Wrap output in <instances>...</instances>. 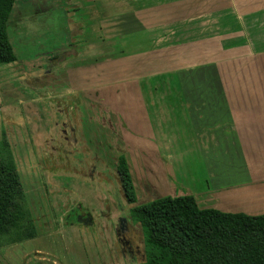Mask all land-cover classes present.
Wrapping results in <instances>:
<instances>
[{"label": "crops", "instance_id": "0c3cea01", "mask_svg": "<svg viewBox=\"0 0 264 264\" xmlns=\"http://www.w3.org/2000/svg\"><path fill=\"white\" fill-rule=\"evenodd\" d=\"M164 1L136 11L112 8L114 0H14L6 33L15 60L0 63V138L5 131L18 173L51 175L91 189L115 177L120 196L113 203L104 195L103 208L92 198L76 195L77 220L73 216L74 220L63 221L60 211L53 210L56 229L36 224L37 235L22 243L25 249L13 244L0 248L8 249L2 250L0 264H80L76 256L80 251L71 245L76 232L83 239L86 231L90 242L103 234L113 238L111 229L121 222L122 228L115 230L127 237L136 233L129 218L132 204L126 202L116 174V159L126 152L138 154L148 143L156 148L163 145L154 138L170 126L171 149L180 136L216 159L238 164L234 171L241 175L236 182L213 185L208 181L201 191L191 192L199 207L210 205L196 194L210 191L211 196L218 193L229 199L225 212L264 214V0L240 4L200 0L206 8L213 4L214 17L208 18V11L198 23H186V33L175 9L180 1ZM45 5H50V12L44 9V16L63 5L69 17V43L47 56L29 58L24 49L19 56L13 41L21 40L22 29L37 32L34 16ZM127 11L139 14L135 30L125 31L123 24L114 21L106 25L118 31L101 28L100 21L109 15ZM211 19L215 20L212 30L207 22ZM93 27L98 35L92 33ZM182 79L192 87L183 85ZM212 92L220 101L209 96ZM65 154L74 163L80 160L89 174L54 161H64ZM63 188L65 195H72L67 193L72 188ZM142 193L134 204L169 195L154 186ZM116 207L118 212H113ZM105 222L113 223L112 227ZM44 228L48 230L42 232ZM55 237L63 243L60 247ZM58 253L66 255L65 261Z\"/></svg>", "mask_w": 264, "mask_h": 264}, {"label": "rangeland", "instance_id": "374dc122", "mask_svg": "<svg viewBox=\"0 0 264 264\" xmlns=\"http://www.w3.org/2000/svg\"><path fill=\"white\" fill-rule=\"evenodd\" d=\"M61 1V0H60ZM164 0H114V3L111 2L109 6L116 9H122L126 8V10H138L139 7H156L157 5H160V2ZM180 1V3H176L175 9H179L178 17L180 19L178 20L179 24L183 25L181 26L183 28V32L186 33V23L194 20L198 23V20H202L203 16L209 11L208 18L214 17L213 12L210 11L212 5H210V8H206L207 4H203V1H197V0H177ZM221 1V0H219ZM233 1V0H232ZM241 0H234L235 3L240 4ZM165 2V1H164ZM162 3V2H161ZM106 7H109L108 4L104 3ZM113 5V6H112ZM166 5V4H165ZM50 5H45V7H41L40 12L34 16L33 25L37 29V32L33 34H28V31L25 29H22L21 34H23L21 40L17 44V41H13V46L15 48V51L20 56L21 49L25 50V55L29 58L33 57H39L42 55H48L51 52L62 50L61 46H64V42L69 43L68 40H70L69 37V30H68V21L69 17L68 15H65V12L61 9L59 6L56 9H50L51 13L44 16V9L47 8V12L49 11ZM53 8V7H51ZM109 10V8H107ZM203 14H200L199 16H196L198 11H204ZM195 11V12H192ZM127 11V14H111L109 15L110 18L107 20L100 21L101 28L103 30H107L108 28H112L109 30L111 32L118 31L117 29H114L116 26L106 25L107 22L114 21L117 23V26L123 24L126 27L125 31L128 30H135L138 28V24L140 18L138 17L139 14H133L134 11H131L132 13H129ZM151 13V12H150ZM154 15V14H153ZM145 16V15H144ZM169 16L170 14H166L164 17ZM41 17V18H40ZM40 19H42V23L40 24ZM214 21L211 19L210 21L207 20V22L210 23V30L214 29ZM180 27V28H181ZM93 34L98 35L97 30L92 28ZM104 33H108L104 31ZM18 35V33H17ZM19 39V38H18ZM26 43V46H22V43ZM183 45L186 44V41L183 40ZM181 45V44H180ZM68 46V45H67ZM183 80V79H182ZM187 79L183 80V85L186 84L187 87H192V84L189 82H186ZM196 81V80H195ZM194 81V82H195ZM206 85V84H205ZM195 87L197 85H194ZM210 97L218 99L220 101L219 95L215 92H212ZM113 118L114 115H112ZM145 126V125H141ZM171 126L169 128H166V130L163 131V136H156L157 138H154L155 143L162 140V144L160 143L156 147H153L151 144H147L146 147L140 152L132 154L131 156L128 155L126 152V163L128 166V170L130 172V176L132 179V185L134 187V191L136 194V201L137 197L142 198L143 193L148 191L149 189L157 190L160 194H169V195H182V194H190L192 191H201L203 185H207V182H211L213 185L220 184V182H223V185H229V183L236 182L240 178V175L237 171H234V168L238 166L237 163H232L229 165L225 161L221 159H216L213 157V153H204L200 148L199 150L197 148H194L191 146L190 142L185 141V138L179 136V141L172 144V149L170 148V142H171ZM180 134V133H179ZM181 135V134H180ZM187 139V138H186ZM168 140L167 144H164V141ZM188 140V139H187ZM153 142V140H151ZM145 139L143 140L142 144L144 145ZM164 146V148L162 147ZM54 160V158H53ZM219 160V162H217ZM55 162H59L61 166H65L69 169L79 170L83 174H89L85 167H82L80 165V160L77 163H74L73 161L65 158L64 161L60 162L59 159H55ZM81 173V174H82ZM230 173V174H228ZM28 174V173H27ZM19 174L21 178L22 186L25 190V196L27 200V204L31 213V216L36 218L37 224L42 227H48V228H55L57 227L56 219L54 218V212L53 210L60 211L61 218L63 221H71L77 216L76 210L77 207H75L77 202L75 200V196L77 195L79 198H81V194H83L85 197L83 198H92L93 201H97L98 205L105 208L103 205L107 203V201H104V195L108 198H111V202L115 203L120 196V190L118 188L117 182L115 180V177L112 179H109L108 181H104L102 183H98L96 189H91L89 186H86L84 184H76V186L73 185V183H67L63 182L62 180H59V177L56 179L53 178V176H45L44 178L41 177L39 174ZM73 181V180H69ZM88 181V180H87ZM95 183L97 182L96 179H92ZM89 182V181H88ZM90 185V183H88ZM92 186H95V184H91ZM120 185V183H119ZM81 186V187H80ZM146 186V188H145ZM63 187H69L72 189H67V193H71L72 195L68 196L65 195L64 191L65 189ZM121 187V185H120ZM204 191H207L206 188H204ZM211 193L208 192L206 194H203L202 192H199L197 195L198 200L201 202L207 201V203L210 205V208H214L213 205H218L221 207L220 210L225 211L224 204L230 202L228 198H225V195H218V193H214V196H211ZM156 194V193H154ZM152 196V195H150ZM158 197V196H157ZM148 198V195L147 197ZM135 201V202H136ZM199 202L200 204H203ZM39 206L43 210L38 208ZM113 205V204H112ZM204 205V204H203ZM49 208H51L52 212H50ZM216 209V207L214 208ZM40 210V211H39ZM48 210V212H47ZM119 208H114L113 212H118ZM219 210V208L217 209ZM37 211V212H36ZM39 214H41V219H39ZM79 215V214H78ZM116 217V216H115ZM114 217V219H115ZM43 218V219H42ZM76 219V218H75ZM122 219V218H121ZM74 220V219H73ZM77 220V219H76ZM48 222V224L44 225L43 223ZM106 226L113 225V223L105 222ZM122 224L121 222L117 224L116 222V228L112 227V237L108 238L104 234L101 235L98 238H92V242L87 239V233L86 238L79 239L80 237V231L76 232L75 237L73 238V242H71L74 249L78 248V257L77 260H79L80 264H138L143 256L140 249V241L136 235L131 234V237H127L126 234H124L121 231L115 230L117 227ZM51 225V226H50ZM123 225V224H122ZM122 225L121 228H122ZM48 228L41 229L42 232H46ZM119 228V227H118ZM124 230V229H122ZM120 232V235L118 233ZM82 234V233H81ZM111 239V240H110ZM135 240V243L134 241ZM111 241V243H110ZM55 244L60 247V244L63 243L60 241V238L55 237ZM139 242V243H138ZM24 243V242H23ZM53 246V242H51ZM12 244H8L5 246H9ZM16 247H24L22 243L14 244ZM70 247H66L68 250L73 249ZM113 247H115L114 250ZM2 248V247H0ZM118 248V250H117ZM12 249V248H11ZM16 249V248H15ZM23 249V248H22ZM21 249V251H22ZM25 249V247H24ZM4 250V249H2ZM0 250V254L2 252ZM6 248L4 251H7ZM12 253H16V250H12ZM62 254V252H61ZM44 255V254H42ZM57 256H60L62 259V262L65 261V258H63L62 255L55 254ZM20 257V255H18ZM26 257L24 256V260L26 261ZM53 257V256H52ZM82 260V261H81Z\"/></svg>", "mask_w": 264, "mask_h": 264}, {"label": "trees", "instance_id": "16d2710c", "mask_svg": "<svg viewBox=\"0 0 264 264\" xmlns=\"http://www.w3.org/2000/svg\"><path fill=\"white\" fill-rule=\"evenodd\" d=\"M14 0H0V63L15 60L6 26ZM116 174L141 235L144 256L138 264H264V214L201 208L190 194L164 195L134 204L136 194L126 158L116 159ZM36 236L10 143L0 139V247Z\"/></svg>", "mask_w": 264, "mask_h": 264}, {"label": "flooded vegetation", "instance_id": "af4514ba", "mask_svg": "<svg viewBox=\"0 0 264 264\" xmlns=\"http://www.w3.org/2000/svg\"><path fill=\"white\" fill-rule=\"evenodd\" d=\"M6 135V133H5V131H3L2 132V135ZM6 137H7V139H8V141H9V138H8V136L6 135ZM1 138H2V136H1ZM0 138V139H1ZM9 143H10V141H9ZM10 148H11V144H10ZM11 152H12V150H11ZM12 156H13V154H12ZM13 159H14V156H13ZM15 161V160H14ZM15 164H16V162H15ZM16 168H17V165H16ZM17 173H18V169H17ZM18 175H19V173H18ZM19 178H20V176H19ZM20 182H21V178H20ZM22 184V183H21ZM23 187V186H22ZM23 191H24V194H25V190H24V188H23ZM26 197V196H25ZM127 202V201H126ZM49 210H50V212H52V210H51V208H49ZM48 211V210H47ZM32 219H33V222H34V225H35V228H36V218H35V216L34 217H32ZM36 235H37V229H36ZM35 237V236H34ZM33 238V237H32ZM30 239V238H29ZM25 240H28V239H25ZM25 240H22V241H19V242H15L14 244H17V243H23ZM13 244V243H12ZM5 246V245H4ZM1 247H3V246H1ZM22 261H24L23 259H22Z\"/></svg>", "mask_w": 264, "mask_h": 264}, {"label": "water", "instance_id": "95a60500", "mask_svg": "<svg viewBox=\"0 0 264 264\" xmlns=\"http://www.w3.org/2000/svg\"><path fill=\"white\" fill-rule=\"evenodd\" d=\"M129 218H130V217H129ZM132 234H133V235L135 234L136 237H138V239H139V241H140V243H139V242H138V243L140 244V249H141V252H142V256H144V247H143V240H142L141 235H140L138 232H136V233H135V232H134V233L132 232ZM130 237H131V235H130ZM133 241H134V240H133Z\"/></svg>", "mask_w": 264, "mask_h": 264}]
</instances>
